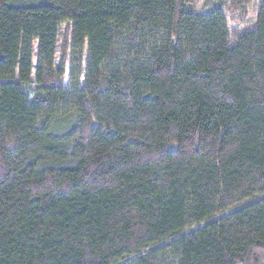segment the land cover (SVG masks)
<instances>
[{
    "label": "trees",
    "instance_id": "trees-1",
    "mask_svg": "<svg viewBox=\"0 0 264 264\" xmlns=\"http://www.w3.org/2000/svg\"><path fill=\"white\" fill-rule=\"evenodd\" d=\"M0 264H264V0H0Z\"/></svg>",
    "mask_w": 264,
    "mask_h": 264
},
{
    "label": "rangeland",
    "instance_id": "rangeland-1",
    "mask_svg": "<svg viewBox=\"0 0 264 264\" xmlns=\"http://www.w3.org/2000/svg\"><path fill=\"white\" fill-rule=\"evenodd\" d=\"M191 5H194L197 10L199 11H210L215 7H223L226 10L229 28L232 32H243L252 28L256 24L257 15L260 8L261 0H255L254 3L247 9L245 13L242 11L235 9L231 6L232 0H187ZM71 27L69 23H64L62 26V33L61 39L58 44L57 55H56V62L55 64H59L60 57H61V44L65 33ZM37 44H35V52H34V62L37 63ZM69 74H70V65L67 64L66 67V77L65 83L67 84L69 81Z\"/></svg>",
    "mask_w": 264,
    "mask_h": 264
}]
</instances>
